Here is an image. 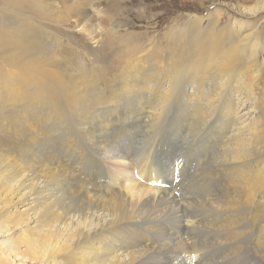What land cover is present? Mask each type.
<instances>
[{
	"label": "bare ground",
	"instance_id": "1",
	"mask_svg": "<svg viewBox=\"0 0 264 264\" xmlns=\"http://www.w3.org/2000/svg\"><path fill=\"white\" fill-rule=\"evenodd\" d=\"M238 7L158 17L112 78L0 18V264H264V0Z\"/></svg>",
	"mask_w": 264,
	"mask_h": 264
},
{
	"label": "rangeland",
	"instance_id": "2",
	"mask_svg": "<svg viewBox=\"0 0 264 264\" xmlns=\"http://www.w3.org/2000/svg\"><path fill=\"white\" fill-rule=\"evenodd\" d=\"M242 3L243 0H24L14 6L0 0V15H3L0 18L9 16L46 33L44 41L50 51L46 49L43 58L37 60L41 68H57L59 76L92 70V75L112 78L119 65L146 47L148 37H159L163 28H153L158 17L176 21L186 19L188 12L206 14L216 8L227 12L226 16L240 17L238 4ZM132 42L137 45L135 50L131 48ZM131 142L130 136L123 135L116 147L127 148ZM135 155L133 152L132 156ZM106 165L109 164L103 168L109 175ZM143 166L140 162L133 172ZM131 169H134L132 162ZM103 172L98 171L100 175ZM215 250L216 247L209 248V252ZM9 260L10 264H25L11 255ZM256 262L259 263L258 258Z\"/></svg>",
	"mask_w": 264,
	"mask_h": 264
}]
</instances>
